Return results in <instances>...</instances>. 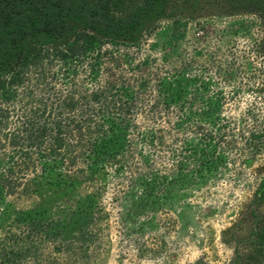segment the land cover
Returning a JSON list of instances; mask_svg holds the SVG:
<instances>
[{
	"label": "rangeland",
	"instance_id": "374dc122",
	"mask_svg": "<svg viewBox=\"0 0 264 264\" xmlns=\"http://www.w3.org/2000/svg\"><path fill=\"white\" fill-rule=\"evenodd\" d=\"M248 10L219 14L214 6L165 18L139 45L121 47L133 62L127 78L149 82L133 114V158L124 171L109 168L105 180L85 184L82 196L102 189L101 210L61 239V251L47 244L27 264H232L236 247L248 254L259 227L253 201L264 182V16ZM182 71L196 79L186 110L165 108L158 85ZM217 100L210 123L204 113ZM190 111L191 123L180 127ZM203 160L216 164L204 171ZM181 170L186 183H174ZM22 191L9 202L32 209L38 199ZM149 192L156 205H134L133 196ZM257 213L264 217V205Z\"/></svg>",
	"mask_w": 264,
	"mask_h": 264
},
{
	"label": "trees",
	"instance_id": "16d2710c",
	"mask_svg": "<svg viewBox=\"0 0 264 264\" xmlns=\"http://www.w3.org/2000/svg\"><path fill=\"white\" fill-rule=\"evenodd\" d=\"M214 6L219 14L253 7L264 16V0H0V264H27L50 243L61 251V239L73 238L74 228L101 210L102 189L82 196L85 184L105 180L109 168L124 171L133 158V114L149 82L127 78L133 62L121 47L139 45L162 19ZM195 83L184 71L161 80L162 105L186 110ZM219 105L204 113L210 123ZM190 123L191 111L179 126ZM215 164L201 162L204 171ZM187 176L181 170L174 183ZM20 189L38 199L32 209L9 202ZM149 193L133 196L134 205L153 202ZM256 195L259 227L248 254L236 247L232 264H264V217L257 213L264 182Z\"/></svg>",
	"mask_w": 264,
	"mask_h": 264
}]
</instances>
